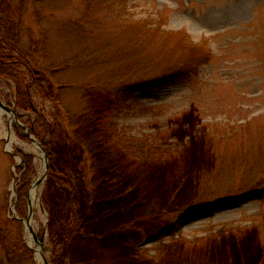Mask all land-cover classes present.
Returning a JSON list of instances; mask_svg holds the SVG:
<instances>
[{
	"label": "rangeland",
	"instance_id": "obj_1",
	"mask_svg": "<svg viewBox=\"0 0 264 264\" xmlns=\"http://www.w3.org/2000/svg\"><path fill=\"white\" fill-rule=\"evenodd\" d=\"M8 1L72 120L35 98L49 123L34 142L3 116L0 264H40L14 218L34 187L50 264H264V0ZM122 82L133 98L119 110ZM16 98L0 79L19 123L35 120Z\"/></svg>",
	"mask_w": 264,
	"mask_h": 264
},
{
	"label": "trees",
	"instance_id": "obj_2",
	"mask_svg": "<svg viewBox=\"0 0 264 264\" xmlns=\"http://www.w3.org/2000/svg\"><path fill=\"white\" fill-rule=\"evenodd\" d=\"M14 10L21 13L22 7L13 9V6L8 0H0V79L7 80L14 85L15 94L17 96L16 104L20 110L34 114L36 117V121L33 119L30 121L28 120L25 124L29 126L32 134L41 136L46 129L48 130L49 117L47 113L41 111V109L33 103L35 98L39 97L43 101L52 103L57 114L51 113L50 115L54 119L57 118L55 119L57 122H62V120L58 119L59 116H63V114H61L62 112H64L66 116L63 121L64 123L72 120V117L65 109L61 96L57 91V87H64L62 85L59 86L56 78L54 79L57 70H52L50 74H48V72L42 70L38 64H34L32 59H30L33 55H29L23 49L20 34L21 20L16 19L15 15L12 13ZM140 23L146 26V32H144V34H157V29L161 28L159 25V27H157L154 23L147 24L143 21ZM175 36L177 39L183 40L184 43L193 50H200L202 48L200 44L193 43L190 35L184 31L175 33ZM201 58H203V56ZM112 78L119 79L120 77L114 76ZM145 80L146 79H143L140 82H142V85H147V87L153 82L152 80L151 82ZM124 84V82H122V84H117L118 90L115 94V98L118 101L117 108L119 110L128 107L133 98L130 92L133 85ZM161 85L162 82L155 83L150 88L157 87L156 89H160ZM38 128H41L42 131L39 132ZM24 160L26 161V166L30 168L32 164L31 157H25Z\"/></svg>",
	"mask_w": 264,
	"mask_h": 264
},
{
	"label": "bare ground",
	"instance_id": "obj_3",
	"mask_svg": "<svg viewBox=\"0 0 264 264\" xmlns=\"http://www.w3.org/2000/svg\"><path fill=\"white\" fill-rule=\"evenodd\" d=\"M5 115H7L10 118V115H13V114L5 112L4 110H2L0 108V123H2V118ZM11 122H13L12 119H11ZM1 135H2L3 138H5L8 141V144H7L8 150L12 151L13 150V145L12 144H13V141H14V135L12 133H7V132L6 133L2 132ZM30 196H31L32 205L35 206L36 198L38 196V192H37L35 187L32 189V191L30 193ZM33 224H34V218L32 217V219H31V221L29 223V226L33 227ZM28 245L35 250L39 263L40 264H45V260H47L45 252H44L45 248H41L40 246H38V247L35 246L33 244L32 240H30L28 242Z\"/></svg>",
	"mask_w": 264,
	"mask_h": 264
},
{
	"label": "water",
	"instance_id": "obj_4",
	"mask_svg": "<svg viewBox=\"0 0 264 264\" xmlns=\"http://www.w3.org/2000/svg\"><path fill=\"white\" fill-rule=\"evenodd\" d=\"M0 108L2 109V110H4L5 112H8V113H11V114H13L14 116H15V119H14V123L16 124V125H19V126H21V127H23L24 129H26L28 132H29V130H28V128L26 127V126H24V125H22L21 123H19V121H18V119H16V117H17V113H16V111L15 110H13L11 107H9L8 105H6L4 102H2L1 100H0ZM29 137H30V139H32L34 142H36V140H34L30 135H29ZM41 150H42V148H41ZM8 151V150H7ZM9 153H11L10 151H8ZM13 155H14V157H16V158H19V160H21V162H22V158L17 154V153H12ZM15 167H18V165H16ZM39 181H36V183L35 184H37ZM34 184V185H35ZM28 202H29V204H30V211H29V216L27 217V219H20V218H18V217H16V216H14V218L15 219H18V220H22L27 226H28V228H29V231H30V234L34 237V239H35V241L39 244V246L41 247V248H45V245H44V235L43 236H41V237H39V235L38 234H35L34 233V229H33V227H31V226H29V223H30V219H31V217L33 216V214H34V209H33V206H32V202H31V199H30V197L28 198ZM15 214V213H14ZM45 264H50L49 263V261H47V260H45Z\"/></svg>",
	"mask_w": 264,
	"mask_h": 264
}]
</instances>
